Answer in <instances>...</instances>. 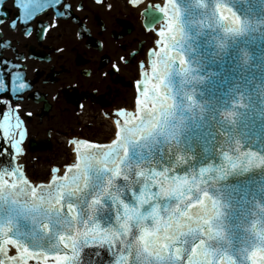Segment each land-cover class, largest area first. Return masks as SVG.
Instances as JSON below:
<instances>
[{"label": "snow or ice", "instance_id": "1", "mask_svg": "<svg viewBox=\"0 0 264 264\" xmlns=\"http://www.w3.org/2000/svg\"><path fill=\"white\" fill-rule=\"evenodd\" d=\"M48 2L16 0L18 19L12 27L18 20L27 25ZM52 2L59 6L62 0ZM156 6L144 7L149 28L158 25ZM159 10L166 22L159 27V48L151 52V70L137 81L135 111H117L109 142L77 140L75 161L63 174L53 169L58 174L47 182H31L11 162L12 154L22 151L26 129L6 97L22 94L26 85L17 83L19 73L5 71L7 63L0 61V105L7 107L0 111V158L9 157L0 163V264H264V226L256 221L253 241L239 255L217 244L225 233L218 223L220 202L206 188L210 169L176 174L134 156L158 136L171 140L178 134L176 99L166 79L174 62L182 73L190 72L177 49L184 33L176 0H167ZM214 16L226 23L225 33L245 30L241 17L222 0ZM187 99L195 105L191 95ZM237 149L235 155L225 153L230 168L264 165V154Z\"/></svg>", "mask_w": 264, "mask_h": 264}, {"label": "flooded vegetation", "instance_id": "2", "mask_svg": "<svg viewBox=\"0 0 264 264\" xmlns=\"http://www.w3.org/2000/svg\"><path fill=\"white\" fill-rule=\"evenodd\" d=\"M164 1L154 11L163 13ZM157 2L62 0L58 6L49 0L27 25L18 20L12 27L16 0H0V12L7 13L0 15V61L26 85L22 94L6 97L26 129L22 151L11 157L30 180L74 160L72 150L58 149L62 136L105 143L114 138L116 113L136 107L137 81L150 72L151 52L159 48L164 24L149 28L144 16V7Z\"/></svg>", "mask_w": 264, "mask_h": 264}, {"label": "water", "instance_id": "3", "mask_svg": "<svg viewBox=\"0 0 264 264\" xmlns=\"http://www.w3.org/2000/svg\"><path fill=\"white\" fill-rule=\"evenodd\" d=\"M216 2L176 0L184 33L177 49L190 68L182 73L174 62L166 79L176 99L178 134L171 140L158 136L134 156L176 174L210 169L206 188L220 202L218 223L225 233L217 244L239 255L253 241V222L264 226V165L233 169L225 153L235 155L239 145L240 151L264 154V0H222L244 22L237 33H225L226 23L214 16ZM11 162L16 164L14 157Z\"/></svg>", "mask_w": 264, "mask_h": 264}, {"label": "rangeland", "instance_id": "4", "mask_svg": "<svg viewBox=\"0 0 264 264\" xmlns=\"http://www.w3.org/2000/svg\"><path fill=\"white\" fill-rule=\"evenodd\" d=\"M105 132L106 133H110L108 131H105ZM58 149L71 150L70 145L65 142V137H61L60 138L59 144H58ZM57 164H58L59 167H61L62 170H64V167L67 166L70 163L68 162V163L63 164V163L58 162ZM48 165H50V164H45V166H48ZM48 178H49V175L48 176H44V177H35L36 181L35 180L34 181L35 182L44 181V180H47Z\"/></svg>", "mask_w": 264, "mask_h": 264}, {"label": "bare ground", "instance_id": "5", "mask_svg": "<svg viewBox=\"0 0 264 264\" xmlns=\"http://www.w3.org/2000/svg\"><path fill=\"white\" fill-rule=\"evenodd\" d=\"M165 2V1H164ZM157 6H162L163 4H161V2H160V0H159V2H157V4H156ZM154 13H155V11H154ZM156 16H158L159 17V20H157V21H159V23H160V25H163L164 23H165V21H166V17L164 16V14L163 13H159L158 15H156ZM162 16V17H161ZM164 21V22H163ZM163 22V23H162ZM164 26V25H163Z\"/></svg>", "mask_w": 264, "mask_h": 264}]
</instances>
